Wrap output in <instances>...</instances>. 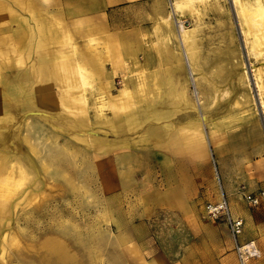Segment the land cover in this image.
<instances>
[{"label": "rangeland", "instance_id": "rangeland-1", "mask_svg": "<svg viewBox=\"0 0 264 264\" xmlns=\"http://www.w3.org/2000/svg\"><path fill=\"white\" fill-rule=\"evenodd\" d=\"M31 1L32 84H15L11 101L0 98V112L23 110L14 138L0 119V139L7 137L0 141V264H216L229 243L235 252L225 226L203 207L220 198L222 177L230 211L234 197L243 202L234 194L248 191L250 162L264 145V40L256 43L244 17L255 0H169L160 44L173 62L184 50L192 56L198 83L188 85V101L179 100L191 110L132 131L107 127L116 111L98 98L121 89L134 95L139 85L147 94L150 85L115 80L100 94L95 83L56 77L55 69L42 83L37 65L47 52L35 31L53 4ZM0 70L7 81L24 68ZM66 78L86 108L52 97L63 94ZM156 96L140 100L137 112L157 104ZM159 125L175 129L169 148L149 138ZM184 134L190 142L182 148Z\"/></svg>", "mask_w": 264, "mask_h": 264}, {"label": "crops", "instance_id": "crops-1", "mask_svg": "<svg viewBox=\"0 0 264 264\" xmlns=\"http://www.w3.org/2000/svg\"><path fill=\"white\" fill-rule=\"evenodd\" d=\"M50 1L53 8L51 11L46 8V15L45 18H41L39 31H35L40 42H45L39 50L47 52V57L41 59L42 62L37 65L43 69L40 73V80L42 81L43 78L42 83L45 81L50 83L48 79L53 77L55 69L56 77L78 76L80 77L78 82L84 85L95 83L94 89L100 94L104 83L115 80L124 84L150 85L147 94L143 87L138 91L139 85L134 95L121 89L116 96L106 95L98 98V101H104V107L116 111V121L111 120L110 125H104L113 129L117 127L132 131L141 127L143 123H162L179 110H191V105L186 102L180 103L179 100L182 95L183 100L188 101L187 92L191 79L189 72H195L192 56L188 67L182 53L178 58L181 63L173 62L163 57L165 48L160 44V37L163 35L161 31H167L169 0ZM31 2V0H0V68L13 71L16 63L18 69L24 68L22 72L12 74V78L7 81L4 80L5 76H2L0 70V98L5 97L8 101L15 99L13 93L15 84H22L23 87L32 84ZM41 2L44 4V0ZM47 12L51 13L50 18ZM51 44L56 48L49 47ZM184 67L187 70L188 80ZM61 82L64 87L63 94L52 97L62 100H82L86 108L84 101L87 99L84 96H74L72 81L66 78ZM195 82L198 83L196 79ZM76 88L80 89V86ZM156 95L159 97L157 104H149L140 115L137 112L138 102L147 98H156ZM23 99L26 101L31 99V96L25 95ZM11 109L13 108L0 112V119L3 117V122H7L3 131H6L8 139L12 136L14 138L16 123L17 121L18 124L21 123L19 119L23 111L11 114ZM25 109L28 108L24 106ZM77 113L76 111L73 114L77 115ZM71 121L74 119L72 118ZM74 127L72 129L75 134L72 138H76V134L80 133L79 125ZM174 130L173 126L159 125L149 133V138L158 148H169L170 143L175 139ZM177 131L179 132L180 129ZM7 137L2 136L0 141ZM179 140L180 143L182 142V148L190 142L185 134ZM256 152L258 157L255 156L256 158L251 160L250 174L244 180L248 191L240 192L239 195L234 194L236 197L239 196L241 201L244 193L264 190V145L259 144ZM222 182L220 190L228 200L229 186L223 177ZM218 200L219 198L215 202ZM230 203L233 207L231 211L233 217L243 221L238 244L243 246L252 242L258 252L255 257H246V264H264V207L249 208L244 201L235 202V197ZM226 231L228 232L227 228ZM230 244L228 251H224L221 257L218 254L216 264H236L238 257L236 251H232Z\"/></svg>", "mask_w": 264, "mask_h": 264}, {"label": "built area", "instance_id": "built-area-1", "mask_svg": "<svg viewBox=\"0 0 264 264\" xmlns=\"http://www.w3.org/2000/svg\"><path fill=\"white\" fill-rule=\"evenodd\" d=\"M220 193L219 200L213 203H206L203 207V211L206 218L221 222L227 228L234 242L238 263L246 264V257H255L258 252L252 242L243 246L238 244V238L242 233L243 221L240 218L233 217L226 197L223 195L222 191ZM242 200L249 208L264 207V190L244 193L242 195Z\"/></svg>", "mask_w": 264, "mask_h": 264}, {"label": "bare ground", "instance_id": "bare-ground-1", "mask_svg": "<svg viewBox=\"0 0 264 264\" xmlns=\"http://www.w3.org/2000/svg\"><path fill=\"white\" fill-rule=\"evenodd\" d=\"M254 2H255V4H254V7H252V9H247L245 7V5L243 7H241V9L243 11L247 9V11H248V13L245 11L246 14L244 15V17L247 20L246 21V23H247L246 28H248V30H250L249 33H252L254 35L253 37H256V41L258 40L256 43L258 44L259 41L264 40V3H262V2H264V0H262V2L260 0H255ZM185 32L186 31H183L184 34H185ZM248 35H250V34H248ZM257 47H258V45H257ZM182 54H184V59H186L185 63L187 64V67H188L190 65L189 59L191 58L190 57L191 54L187 50H184V52H182ZM189 76L191 77L190 84L193 83L194 86H196L194 74L191 71L189 72ZM195 94H196V99L198 97V100H199V95L196 92H195Z\"/></svg>", "mask_w": 264, "mask_h": 264}]
</instances>
